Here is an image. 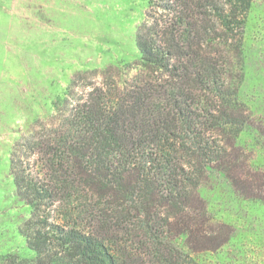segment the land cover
<instances>
[{
    "label": "trees",
    "instance_id": "obj_1",
    "mask_svg": "<svg viewBox=\"0 0 264 264\" xmlns=\"http://www.w3.org/2000/svg\"><path fill=\"white\" fill-rule=\"evenodd\" d=\"M251 2L149 0L133 75L108 68L87 93L73 77L50 119L10 152L15 196L30 208L19 232L34 257L0 264H198L172 236L194 250L229 240L225 225L206 232L191 202L210 168L261 200L264 180H249L235 146Z\"/></svg>",
    "mask_w": 264,
    "mask_h": 264
},
{
    "label": "rangeland",
    "instance_id": "obj_2",
    "mask_svg": "<svg viewBox=\"0 0 264 264\" xmlns=\"http://www.w3.org/2000/svg\"><path fill=\"white\" fill-rule=\"evenodd\" d=\"M149 0H0V260L32 259L19 232L30 208L14 192L9 171L13 145L36 121H48L71 80L78 90L100 74L139 61L135 32ZM78 91V92H79ZM237 100L245 126L235 146L244 173L264 180V0H252L243 30ZM244 112V113H243ZM254 182V180H253ZM260 199L237 192L217 168L207 169L191 203L204 208V230L225 225L230 238L213 250H194L183 237L171 242L198 264H264V188ZM198 198V199H197Z\"/></svg>",
    "mask_w": 264,
    "mask_h": 264
}]
</instances>
